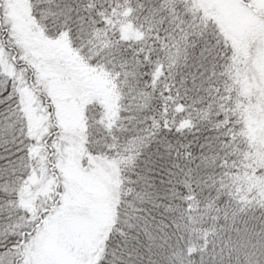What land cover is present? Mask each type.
<instances>
[{"label":"snow or ice","instance_id":"6c2138e0","mask_svg":"<svg viewBox=\"0 0 264 264\" xmlns=\"http://www.w3.org/2000/svg\"><path fill=\"white\" fill-rule=\"evenodd\" d=\"M0 264H264V0H0Z\"/></svg>","mask_w":264,"mask_h":264}]
</instances>
